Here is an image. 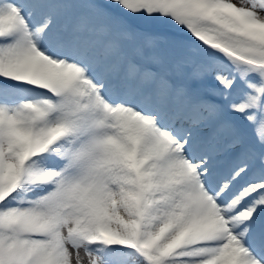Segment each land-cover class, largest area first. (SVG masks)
I'll use <instances>...</instances> for the list:
<instances>
[{
	"label": "snow or ice",
	"instance_id": "6c2138e0",
	"mask_svg": "<svg viewBox=\"0 0 264 264\" xmlns=\"http://www.w3.org/2000/svg\"><path fill=\"white\" fill-rule=\"evenodd\" d=\"M0 264H264V0H0Z\"/></svg>",
	"mask_w": 264,
	"mask_h": 264
}]
</instances>
